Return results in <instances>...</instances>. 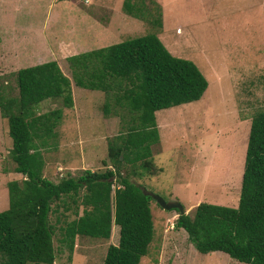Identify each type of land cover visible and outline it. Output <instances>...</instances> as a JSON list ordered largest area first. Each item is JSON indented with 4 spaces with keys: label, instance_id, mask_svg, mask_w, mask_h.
<instances>
[{
    "label": "rangeland",
    "instance_id": "rangeland-1",
    "mask_svg": "<svg viewBox=\"0 0 264 264\" xmlns=\"http://www.w3.org/2000/svg\"><path fill=\"white\" fill-rule=\"evenodd\" d=\"M122 1L0 0L2 95L18 96L17 70L49 61L71 84V108L45 99L33 109L36 115L62 112L54 136L38 148L42 176L57 183L84 170L105 171L107 143L123 131L118 116L103 114L105 103L113 108L111 98L75 86L66 58L155 33L171 55L195 64L207 87L198 101L154 113L159 141L151 155L161 171L130 179L165 202H179L189 215L198 203L236 207L249 122L264 109V0H155L160 29L126 15ZM144 2L153 9L151 0ZM10 147L0 116V212L8 206L6 184L23 179L13 172ZM149 210L153 235L139 264H243L222 252L198 253L185 232L173 228L176 210H162L153 200ZM73 217L61 207L49 215L52 264H102L107 246L117 244L118 227L111 224L108 239L76 236L69 252L60 243L61 228Z\"/></svg>",
    "mask_w": 264,
    "mask_h": 264
},
{
    "label": "trees",
    "instance_id": "trees-1",
    "mask_svg": "<svg viewBox=\"0 0 264 264\" xmlns=\"http://www.w3.org/2000/svg\"><path fill=\"white\" fill-rule=\"evenodd\" d=\"M144 3L123 0L121 8L129 17L160 29L161 7L155 0H151L154 10ZM66 61L75 86L111 98L113 108L105 103L103 114L118 116L123 131L107 143L105 171L84 170L57 183L45 179L38 148L54 136L52 129L62 112L36 115L33 109L45 99H58L71 108L70 80L55 61L17 70L18 96L5 98L0 90V116L11 142L13 172L23 179L6 184L8 206L0 212V264H52L49 215L60 207L74 216L61 228L60 243L69 252L76 236L108 239L113 224L118 227L117 244L107 246L102 264H139L153 235L152 198L130 177L141 179L161 171L151 155V147L159 141L154 113L198 101L207 82L193 62L171 55L155 33L72 55ZM239 185L236 207L198 203L190 215L177 216L173 228L183 230L200 254L222 252L239 263L264 264V109L249 122Z\"/></svg>",
    "mask_w": 264,
    "mask_h": 264
},
{
    "label": "water",
    "instance_id": "water-1",
    "mask_svg": "<svg viewBox=\"0 0 264 264\" xmlns=\"http://www.w3.org/2000/svg\"><path fill=\"white\" fill-rule=\"evenodd\" d=\"M147 195H149L153 201L156 202V204L165 211H169V210H176L177 212V216H181L186 214L184 208L182 207V205L177 202V201H173V202H165L163 201L159 196L151 194L149 192H145Z\"/></svg>",
    "mask_w": 264,
    "mask_h": 264
},
{
    "label": "crops",
    "instance_id": "crops-1",
    "mask_svg": "<svg viewBox=\"0 0 264 264\" xmlns=\"http://www.w3.org/2000/svg\"><path fill=\"white\" fill-rule=\"evenodd\" d=\"M182 105H183V104H182ZM179 106H180V105H179ZM176 107H177V106H176ZM245 147H246V146H245ZM194 207H195V206H194ZM194 207H193V208H194ZM193 208H192V209H193Z\"/></svg>",
    "mask_w": 264,
    "mask_h": 264
}]
</instances>
